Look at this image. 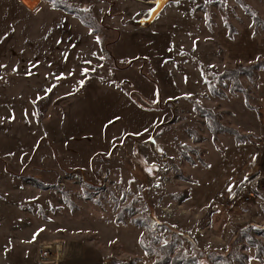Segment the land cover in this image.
Instances as JSON below:
<instances>
[{"label":"rangeland","instance_id":"374dc122","mask_svg":"<svg viewBox=\"0 0 264 264\" xmlns=\"http://www.w3.org/2000/svg\"><path fill=\"white\" fill-rule=\"evenodd\" d=\"M19 1L0 0V264H21L41 241L52 240L57 229L77 231L81 241H90L95 247V255H90L94 263L153 264L158 257H149L138 247L137 235L155 232L164 242L161 245L175 241L192 254L225 250L236 228L262 222L264 197L259 195L244 209L213 204L216 212L203 217L213 208L209 199L220 202L241 184L250 183L247 178L231 177L252 165L246 151L256 142L246 139L236 145L228 133L213 141L205 118L190 101L218 114L226 128L249 136L235 128L243 124L247 132L254 128L237 110L248 109V116L258 112L251 105L257 106L259 73L264 67L253 83L245 76L239 78L242 89L250 90L252 109L241 92L233 90L232 81L219 76L238 64L264 61L256 59L264 50V32L246 12L264 17V0H56L80 11L90 8L97 26H103L98 30L102 43L91 63L75 64L48 77V70L28 61L24 27L30 15ZM225 24L234 29L231 38ZM104 28L119 32L113 53L123 59H112L106 43L114 40L115 33ZM166 48L172 60L164 67ZM228 52L253 60L235 61ZM130 57L147 60L138 62L139 70H121ZM14 65L18 68L12 69ZM180 68L186 71L183 79ZM97 79L117 88L122 84L123 92L135 94L141 105L134 103L149 113L125 109L107 89L82 93L88 81ZM49 88L51 92H46ZM197 89L203 92L199 102L177 98L163 103L164 98L185 97ZM224 99L233 104H225ZM123 111L125 117L120 115ZM149 130L151 134L139 140ZM195 138L202 142L195 144ZM176 145L200 148L208 168L195 155H190L191 166ZM257 186L252 184L255 193ZM184 190L192 191L191 201L190 195L188 200L174 198ZM130 212L134 216L129 217ZM120 216L123 223H116ZM158 224L173 229L159 232ZM63 230L57 236H64ZM178 232L188 239L177 236ZM60 250V245H42L41 258L59 260ZM247 254L251 258L253 251Z\"/></svg>","mask_w":264,"mask_h":264},{"label":"crops","instance_id":"0c3cea01","mask_svg":"<svg viewBox=\"0 0 264 264\" xmlns=\"http://www.w3.org/2000/svg\"><path fill=\"white\" fill-rule=\"evenodd\" d=\"M19 4L21 5L23 11L27 15H30V16H27L28 21H27L26 26L24 27L27 46L25 48V45H23V42H22L21 48L22 49L25 48L26 55H27L29 62H36L40 66H42L41 68L42 70L49 71V73L47 74V77L50 75H59L57 73L58 71L71 70L73 68V65L75 64L81 67L84 63H86V61L91 60L92 57L96 56L97 53L100 51L99 42H97V36L93 35L89 28L83 26L79 22V20L73 17L72 15L66 14L65 12L61 10L54 9L50 7L47 3L38 2V5L33 9L27 8L20 1H19ZM262 18L264 19V17ZM29 44H31L30 47H29ZM117 45L118 43H115L114 45L111 46V49H110V54L112 55L113 57L112 59L114 61L123 59V58H120L118 55H116L115 52L113 53V50ZM228 56H231V58L235 59V61H239L243 63H247V62L249 63L250 61L253 60V59H246L242 53H237V54L231 53L230 54L228 52ZM134 58L135 57H130L127 59L135 60ZM141 58L145 59L144 57H141ZM260 58L264 60V50H263V53H258V55L256 56V59H260ZM165 59H166V62L162 63V65L164 67H167V65L170 66L172 59H171V53L168 52V49L166 50ZM31 64H34V63H31ZM149 64H151L150 61H149ZM138 66H139V63L137 62L136 64H133V66L129 68L137 69ZM14 67L18 68L17 65H14L12 69H15ZM28 68H31V65H29L26 69ZM151 68H152V65H151ZM139 69L140 68H138L137 70ZM152 70H154V68H152ZM179 70H180L179 71L180 78L183 79L184 78L183 71L185 70L183 68H180ZM16 71H11V72L16 73ZM19 72L21 74H26L24 71H21V70ZM119 72H121V70L116 71L115 75H118ZM165 72H166V69H165ZM198 74H199V71H198ZM200 85H202V83H200ZM204 85H206V83ZM104 89H107L112 94L113 96L112 100L114 99L116 101L117 99L118 101H120L122 106H124L125 109L130 110L131 112H135L137 114H139V112H142L145 114L149 113V112H146L140 109L129 98L128 95H126L123 91H121L115 85L105 83L98 79L95 81H88L82 93L84 94H87L90 92L92 93L93 92L92 90H95L96 92H101ZM258 90H259V93H258L257 103H256L257 106H254V105H251V106L255 107L258 110V113H260L259 116L254 111H253L255 114L254 116L252 115L248 116L245 113L249 110L245 108H244L245 110H237L238 113L244 115V119H248L249 121H252V124L254 126L253 130H250L249 132H247L245 129V126H246L245 124H243L241 127L239 126L235 127L238 130H240L241 133L251 135L252 137L250 138V140H253L254 142H256V145L250 146V149L246 151V158H248V161L251 162L252 165L250 167H246V166L242 167L243 168L242 171L240 170L241 169L240 168L239 171H237V173H235L231 178L232 179L247 178L249 179L250 184L254 185L255 183H257L259 187L257 186L258 192L256 193V195L264 197V72L259 73ZM190 92L192 93H188V95L185 97L183 96L179 97V95H175V96H171L168 98H164L163 103L165 104V101H168L167 103H173L174 100H176L177 98H180V99L184 98L182 101L186 103H187V100L185 98L198 101L200 94H203V92L200 91L199 89H197L196 91H190ZM223 101L225 102V104L229 103V106L233 104L231 103L232 100L228 101V99H224ZM224 102H221V103H224ZM136 111H139V112H136ZM154 113H159V112L155 110ZM232 113L235 117L236 115L234 114V112ZM120 115L122 117H125L124 111L121 112ZM109 119L114 122L117 121L116 117H112ZM150 134H151V131L149 130V133L143 135L142 137H139L140 138L139 140L144 139ZM134 137L136 138L138 136H134ZM200 147H202V144ZM243 152L245 153V151ZM207 168H208V165H207ZM192 199H193V193L192 191H190V198L188 201H191ZM212 200L213 199L211 198L207 202L208 204H212V207H213L212 210L216 212V209L214 208V205H213L215 200L214 201ZM257 201H258V198L256 202ZM261 208L263 211V218H264V206H262ZM259 225H264V219ZM61 230L59 229L55 230L56 235L52 236V240H48L46 242L41 241L39 243L40 246L37 249V251L34 254L29 255L27 258H25L21 264H101L98 262V260H96L95 263L91 260L90 255L93 256L95 255V253L92 252L93 246L92 244H89L90 241H85L84 239H82L81 241L76 234L77 231H71L70 229L63 230L66 232L64 236L63 235L57 236L62 232ZM139 238H140V235H137L138 247H139ZM113 241L114 240H112V242ZM116 241L117 243L119 242V240H116ZM104 242H106L105 244H108L107 241H104ZM119 244L121 246L122 244H124V242H121V243L119 242ZM42 245H46V246L47 245H60L62 247V250H60L62 252L60 259L59 260H43L40 254V249ZM93 249H95V247H93ZM36 253H37V261H36ZM251 261H254V260H251ZM256 264H260V263L256 262Z\"/></svg>","mask_w":264,"mask_h":264},{"label":"trees","instance_id":"16d2710c","mask_svg":"<svg viewBox=\"0 0 264 264\" xmlns=\"http://www.w3.org/2000/svg\"><path fill=\"white\" fill-rule=\"evenodd\" d=\"M47 1L50 4V7L54 9L61 10L65 12L66 14L72 15L76 19L79 20V22L90 29L91 33L95 34L97 38H99V31L103 26H97L96 18L94 17L91 9H87L85 11H80L75 7H72L69 4L59 3L55 2L53 3V0H42ZM92 7V6H90ZM246 9V8H245ZM247 13H250L252 15V22L255 27H259L264 32V20L260 18L257 14H255L252 10L246 9ZM227 26V33L228 37L231 38L232 34L234 32V29L229 26L228 24H225ZM105 31H112L115 33V38L111 42L106 43V46H112L115 43L118 42L120 34L118 31L114 29H108L104 28ZM101 41L99 40V44L101 45ZM144 62L145 59H141ZM139 60H129L125 64V68L121 70L128 69L133 64L141 61ZM264 67V61H256L254 63H251L246 66H242V64L236 65V67L231 71H225L220 76V80L224 79H230L232 81L233 90H237L238 92H241L245 99V104L247 108L252 109V107L248 103V97L250 94L249 89H242L239 78L240 76H245L251 83H253L256 80V74L258 71H261ZM144 77L148 78L149 76L147 74H144L142 71L141 73ZM120 90L123 89L122 84H117ZM122 87V88H120ZM124 91V90H122ZM125 93V92H124ZM213 93V92H212ZM211 93V94H212ZM129 96V98L136 103L138 99L135 97V94L132 92L125 93ZM214 94H217L214 92ZM191 104L194 107V110L199 113L202 117L205 118L206 123L208 124V128L216 140L217 135L220 133H228L229 135L233 136L235 139L236 145L240 144L241 142L245 143L246 139L251 138L249 135H242L237 130L228 129L225 126H223L218 121V114H215L211 110L202 108L197 103L190 101ZM257 115L259 116L260 113L257 112ZM188 131V130H187ZM190 132H193V130H190ZM194 136V132L191 133ZM125 138L124 140H127ZM195 144H198L202 142V138H199L196 140L194 139ZM175 148L183 154L182 156L186 158L187 162L189 161L191 166H194L193 160L190 159V155H195L197 158L198 163L207 168L206 163L202 159V151L197 146H187V145H176ZM152 175H155V170L149 171ZM155 172V173H154ZM182 177V174H181ZM186 178V177H185ZM189 182H192L191 178L187 176L186 178ZM194 183V182H192ZM190 193L186 192H180L179 194L174 195V198L177 200H188ZM212 205V204H211ZM210 206V205H209ZM125 211H128L127 208H125ZM215 213V211L210 210V207L206 210L204 218L210 216ZM134 212H130L129 217L134 216ZM123 217L120 216L116 223H123ZM159 232L166 231V230H172L173 228L169 227L165 224H158ZM179 233V234H178ZM176 233L177 236L182 237L183 239H188V237L184 236L181 232ZM145 237V238H144ZM146 239V241H144ZM263 239V240H262ZM162 240L158 238V236L155 234V232H147L144 236H141L139 238V245L144 250L143 252L147 254L149 257L157 256L158 258L153 262V264H248L251 260H254L260 264H264V225H255V226H245L236 228L227 245V248L225 250H194L192 254H187L182 247H177L175 241L172 242H165V244L161 245ZM164 243V242H162ZM188 244V243H186ZM252 250L253 255L250 258L248 256V251ZM114 264L113 262H110Z\"/></svg>","mask_w":264,"mask_h":264},{"label":"built area","instance_id":"2783aa9c","mask_svg":"<svg viewBox=\"0 0 264 264\" xmlns=\"http://www.w3.org/2000/svg\"><path fill=\"white\" fill-rule=\"evenodd\" d=\"M257 200L255 189L250 183L241 184L236 192L227 199H222L220 202H214L215 207L217 208H246L247 206L252 205Z\"/></svg>","mask_w":264,"mask_h":264},{"label":"bare ground","instance_id":"6f19581e","mask_svg":"<svg viewBox=\"0 0 264 264\" xmlns=\"http://www.w3.org/2000/svg\"><path fill=\"white\" fill-rule=\"evenodd\" d=\"M20 2L30 9H33L38 5V0H20Z\"/></svg>","mask_w":264,"mask_h":264},{"label":"snow or ice","instance_id":"6c2138e0","mask_svg":"<svg viewBox=\"0 0 264 264\" xmlns=\"http://www.w3.org/2000/svg\"><path fill=\"white\" fill-rule=\"evenodd\" d=\"M55 2H56V0H53V3H55ZM176 2H179V0H176ZM97 42H99V38H97ZM86 63H91V62L90 61H86ZM87 72H88V69H84V73L86 74ZM60 78H62V77H57V79H60ZM83 83H84L83 81H80L81 86H83ZM51 90H52L51 88L46 89V92H51ZM228 190H229V192H231V188H229ZM35 235L36 234H34L33 239H35Z\"/></svg>","mask_w":264,"mask_h":264}]
</instances>
